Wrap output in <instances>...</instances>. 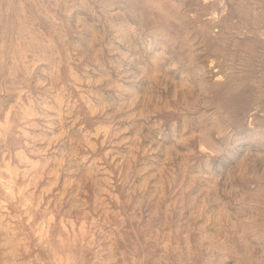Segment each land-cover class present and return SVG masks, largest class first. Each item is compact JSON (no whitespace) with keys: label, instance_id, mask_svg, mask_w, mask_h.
<instances>
[{"label":"rangeland","instance_id":"obj_1","mask_svg":"<svg viewBox=\"0 0 264 264\" xmlns=\"http://www.w3.org/2000/svg\"><path fill=\"white\" fill-rule=\"evenodd\" d=\"M0 264H264V0H0Z\"/></svg>","mask_w":264,"mask_h":264}]
</instances>
